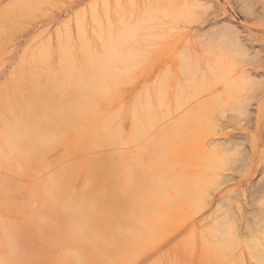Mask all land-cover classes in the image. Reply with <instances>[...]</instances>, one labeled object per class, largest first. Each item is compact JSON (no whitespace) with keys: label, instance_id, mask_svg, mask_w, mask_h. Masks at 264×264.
I'll list each match as a JSON object with an SVG mask.
<instances>
[{"label":"rangeland","instance_id":"1","mask_svg":"<svg viewBox=\"0 0 264 264\" xmlns=\"http://www.w3.org/2000/svg\"><path fill=\"white\" fill-rule=\"evenodd\" d=\"M166 1L176 5L177 8L181 7L180 4L183 3L181 0H154V2L153 0H131V2L129 0H0V112L18 114L21 110L24 111V117L29 116L30 118H33L35 114L31 112L33 106H28L30 101L27 100L26 97H24L26 99L22 98L21 95L24 91L29 89L30 86V89L35 88L36 85V88L39 86L38 89H42L47 85L50 90H55H52L54 98H59L56 99V103L48 105V108L50 109L47 111L53 115V111L56 114L59 111L55 106H57V108L63 107V109L66 107L67 110H64H66L65 112L68 114L66 116L64 110H60L59 115L60 113L62 114L60 116L54 114L57 116L55 117L48 112V116L51 118L50 120H70L73 111H69L68 108L72 109L74 107L76 110L75 107L78 108L81 103L80 107L82 106L84 109L85 105H94V108L90 110L91 112H86L89 118L92 117L93 112H98L101 113L100 115H103V120L105 118V120L109 121L108 118L111 117L115 122V124H112L114 122L110 118V121L112 122L109 123L111 125H116V123L118 124L116 125L117 127L121 125L120 128L122 130L116 129L115 131L118 132L114 131L113 134L111 133L113 132L111 130H114L116 126L109 125L113 129H107L110 132L108 131L109 134L105 136V145L103 150L101 149L104 153H102V155L100 154L99 159L104 164L102 166L105 167L107 165V173L114 166V170L118 169L121 172L120 177H122V179L119 178L115 180L116 178H114V181L110 182V185L108 184L110 187H108L105 183V179L108 177L109 173L107 175L106 173H103L101 178H99L101 180L104 178L103 180L105 182L102 180L100 184V180L98 179L99 182L97 183L100 184L99 188L102 189L101 196H104L107 194L106 191H109L110 195L107 194L108 196H104L105 198L108 197L106 198L105 204L109 207H117L119 209L120 216L122 217L121 222L123 224L129 223L128 225L134 224L133 226L143 224V226H146L148 224L147 227H149V230L147 232H149L150 236L147 238L148 233L145 235L146 237L140 235L137 239V246H129L131 247L129 249L131 251H128L130 254H128V252L124 253L123 257L120 259L117 258L114 264H257L259 261L261 262H259V264H264V245H262V243L264 244V102H262V97L260 98V90L264 87V73L262 74L263 76L258 75L256 72V76L254 72L250 75L243 73L245 68H249L250 65L252 66L253 59L263 60L264 11L262 10L264 9L261 5L264 6V0H217L218 2H215V6L218 7L219 12L221 11L220 6H227L226 8L224 7L226 12L221 14V16L219 15V20L228 22L230 21V18H232V21L230 22H233L232 24L235 23L234 25L238 30L240 29L239 31L242 30V39L247 42L245 45L249 50L245 53L243 50L240 52L241 49H239V47H237V50L234 42L233 46H230V44L228 46L227 44L231 43V41L228 39V35L224 36V34L226 35L228 33L220 28L219 30H216L217 28L215 27L206 29L207 26H205L203 29L205 31H201V28H198V25H201L199 24L200 21L207 16V12H205L204 8H194V10L197 8V12L204 13V15L199 14V20V15L196 10V13L192 16L194 11L193 8H191L192 10L190 13V7L187 9V6H182V10H187L181 13H175L176 11H172L173 14L175 13V18H178L175 20V18H172L173 15L171 16L172 13L170 12V9L165 8L167 7ZM148 2H151L152 4L150 3L147 7ZM163 2L166 4L165 6H163L164 4L162 5ZM242 3H244V5ZM246 4H250V7ZM154 6L157 8H153ZM259 7H262V9ZM154 9L158 10L155 12ZM188 10L190 14L187 13L183 15L184 12L186 13ZM124 11L125 13L121 15ZM246 11L249 14H247ZM117 13H120L119 16H117ZM195 15H197L198 18L195 17ZM161 19H163V21H161ZM190 19H192L193 22L195 21L194 24L193 22H191V25L189 24ZM133 21L135 23H133ZM127 22L128 24H126ZM220 23L221 22L218 24ZM218 24H215L216 27ZM210 25H213V23ZM194 26H197L196 28L200 31V36L202 35L201 37L198 34L195 35V32H193ZM200 38L202 40H200ZM186 41L189 42L186 43ZM219 43L223 44L219 45ZM214 45L217 50L220 49V52L218 51L217 53V50H214L216 49L213 47ZM41 48L44 55L40 51ZM232 48H235L237 51ZM44 49L47 51L46 53ZM192 49L197 50L200 54ZM203 49H205V53L202 51ZM209 49L215 52L214 54L216 55L214 56ZM221 50L224 51L221 52ZM208 52L211 54L209 57V54H207ZM189 53H192L191 57ZM226 53L230 56L233 54L232 58ZM243 53V56L246 55L247 57L242 58ZM32 54L33 56H31ZM46 54L47 56H45ZM186 54H189V56H187L190 58H188ZM203 54L204 58L202 57ZM206 54L207 58H205ZM42 55L45 56L44 59L42 58ZM167 56L171 59L167 58ZM222 56L226 57L224 58ZM235 56L237 59L234 58ZM65 58L67 60H65ZM192 58H195L194 61L196 60L193 62L194 65L197 64V61L200 62V71L198 70L197 65L194 66L192 64ZM228 58L229 60H232L230 61L231 63L228 62ZM184 62L186 63L184 64ZM77 63L79 67L77 66ZM81 64H83L82 67ZM222 64L224 68H221ZM91 65L95 67H92ZM218 65H220V67ZM225 65H229V67H226ZM85 67H87L89 71ZM201 67L205 68L203 70L206 71V75L203 74L204 71L201 70ZM232 67L234 68L231 69ZM82 70L83 72H81ZM213 70H217V73ZM230 70L234 71L231 72ZM223 71H229L230 73L226 75L227 73ZM217 74H220L223 78L224 75H226L225 79L221 78L223 82L220 81V79L218 80V77L220 78V76ZM230 74L231 78L229 77ZM204 75L211 77V79L212 76L213 78L218 76L217 79L215 78L216 80L212 79V81H220L223 84L213 81L212 83H209L211 87L208 86V88L205 85H208V82H211V80H208ZM245 76H248L247 79L244 78ZM31 77L34 78L31 79ZM44 78L47 79L45 80ZM71 79L76 81H72ZM255 79H257L256 82L254 81ZM88 80L92 82H89ZM11 81L13 83L12 85L10 84ZM185 81H187L186 85L183 84ZM229 81H232V84H229ZM76 82V85L78 86L75 85ZM81 82H84L82 83L84 85H82ZM245 82L248 83L245 84ZM262 82L263 85H260ZM8 83L13 89L8 88ZM41 83H45V86ZM224 83H228L234 89H229L228 87L230 86L225 85ZM195 84H198L196 88ZM217 84H219V88L215 86ZM233 84H235V86H233ZM5 85H7V87ZM191 85H194L192 86L194 88H192ZM222 85H225V87L223 86V89L221 88ZM16 87L21 90L19 94H13ZM202 88H204V92L202 91ZM191 89H194L193 92H196V94H193ZM195 89L198 90L195 91ZM253 90L256 93L252 92ZM5 93H7L6 96H4ZM19 95L21 97H18ZM226 95H231L234 99L230 96V101L229 97ZM242 95L244 96L242 97ZM246 95H251L252 98H249L250 96L248 97ZM245 96L248 98L243 100L242 98ZM7 97H9L10 100H8ZM176 97L179 98L177 99ZM215 97L217 98L215 99ZM225 97H227V99ZM70 98H75V101L78 102L79 105L69 106ZM218 98L220 100H218ZM12 99L14 101H12ZM198 99L203 102L201 103ZM240 99L243 102L239 101ZM64 100L66 102H64ZM197 100L201 105L196 106ZM235 100L238 101L237 103H240L237 104ZM219 101L222 102L223 105H220ZM12 102L14 104L9 105ZM173 102H177L179 105ZM205 102H210L215 105L214 108L208 110V108L204 106ZM249 102L251 104H249ZM187 103H194L192 110L193 112L200 111L199 114L196 113L198 116L194 114L195 112H190L191 110L186 111L187 113L184 112ZM216 103H219L220 107L219 105L216 106ZM4 104L8 106H5ZM252 104L253 106H251ZM224 105L227 108H225ZM232 105L235 108L232 107ZM10 106L14 108L11 109ZM151 106H153V108ZM5 107H10V109L8 108V110ZM52 107H55L54 109H56L57 112L55 110L51 112ZM150 107L152 109H150ZM236 107L240 111L242 109L243 113H239ZM224 109L227 111L233 109V112L232 110L230 111L231 113L227 111L224 112ZM235 110L237 112H235ZM25 111L29 113H26L27 115H25ZM83 111L85 112V110ZM170 111L173 112L171 113ZM209 111L216 113L212 114ZM218 111L222 112V114H218ZM246 111H250V115ZM183 112L187 115H192L197 119H193L192 116L190 117L191 119L187 118L188 116L186 114V117H184V114L182 115ZM234 112L236 115L232 120L234 122L237 121L236 123L241 121L242 125L240 123H233V121L230 120L232 125L230 124L229 127L227 126L228 128L225 127L221 129L218 125L220 117H222L223 114H227L226 116L229 117L232 114L234 115ZM106 113L108 114L107 116ZM113 113H115V115H113ZM204 113L205 115H203ZM1 114L2 113H0V115ZM63 114L65 115L62 116ZM178 114L182 117L183 121H181L180 117V119L177 117ZM240 114L241 116H246L241 118ZM171 115H175L174 118H176L173 119ZM199 115H201V118H199ZM170 117L172 120L170 119V122H168ZM198 118L200 120H198ZM166 121L169 124L171 123V125H168ZM30 122L32 121L30 120ZM85 122L86 119H84V123ZM134 122H136V124ZM182 122H188L187 124L189 125L190 122L191 124L195 123V125L197 122L200 127L194 126L195 129L192 128L191 125L189 127L188 125L185 126L186 123L183 125ZM216 122L217 124H215ZM172 124L177 128V132L172 131L175 130L174 127V129L170 128ZM214 124L216 128L214 127ZM190 127L192 130L189 129ZM155 128L159 131L157 132ZM215 129L217 130L214 132ZM232 129L235 131V134ZM183 130H185L186 133L188 132V135ZM219 130L220 132H233V134L236 135V139H234L235 143L231 142L233 143L231 144L226 141V143L223 144L224 146L221 145L215 148L209 147L211 149L207 148V146L199 147V144L201 145L204 140L206 141L207 139H210V136H217L216 134L220 133ZM182 131L187 135V139L191 140V144H193L192 146L188 145L189 150L192 147L190 150L191 152L188 151L190 155L194 154L193 156H190L188 152L185 153V156L184 154H181L182 156H176V154L174 155V148L172 149L173 151L170 150V148L174 147V143H177L180 139L181 141L183 140L182 138L185 135H181ZM139 133L141 136L138 135L137 137L136 134ZM110 134L112 136H110ZM176 135H178L177 138ZM178 137L180 138L178 139ZM195 139L197 141L202 139L201 143H197L196 141V145L198 146L195 145V142L192 143ZM223 140L224 139L221 137L219 141ZM169 143L171 146H169ZM199 149L201 153L198 151ZM61 152L62 149L55 145L46 148L45 153H43V162L44 165L50 166L47 168L44 167L43 171L40 167L39 173L41 174V171L43 173L39 176L36 175L38 172L36 174L32 172L33 169H35L34 164H37L36 162H34V164L25 162L26 164L23 165L18 154L16 155L14 153L13 157L7 159L3 153H0V180L6 177L4 174L8 172L7 169L10 173L17 174L10 179L12 182V186L9 187V190L11 191H9L10 194H8L7 198L0 199V220L14 223L12 234L15 237L16 243L18 242L17 244L15 243V246H18L17 248L19 249L16 248L18 251H20V249L22 251V259L17 264H59L58 262H61L58 258L51 257L52 253H56V251L58 252L61 245V240L58 241V239L61 234L56 232V230L53 231L55 228L49 226L47 222L41 224L40 220L33 216L34 208H40L39 198H33V196L26 194L28 193L27 191H29L27 186L34 188L38 183V179L40 181L47 176L45 173L51 171V173H49L51 175L52 171L54 172L59 169V165L61 168V165H63L61 163H63V161L60 160L61 158L59 160L56 158ZM74 154L77 158H80L82 152L77 150ZM166 154L169 157H166ZM195 155L197 158L199 155L201 160L200 158L197 159ZM185 158L187 161L184 166L183 163H185ZM55 159H57V162L54 163V161H56ZM195 159L199 162L197 163ZM66 161L67 160H64V163H66ZM195 162L196 164H194ZM192 163L194 164L193 166ZM14 165H23V167H26V177L23 175L21 176V174L17 173L15 169H12ZM28 165L31 167H29L31 172L28 170ZM56 165L58 166L57 168L54 167ZM169 167H171V169ZM125 168L127 169V172H125ZM129 168L131 172L129 171ZM173 168H180V172L177 175L178 177L175 180L174 177L171 176L174 172ZM44 171L49 172L44 173ZM179 175L182 179H180L181 183H179L180 181L178 180ZM186 175L188 178H185L187 177ZM77 176H79V178L72 176L71 180L73 185L76 188L78 187L77 189L79 190L82 182L81 179L84 181L90 179V177H85L83 173L81 174V172L78 171ZM34 177H36V180H34ZM129 177H132L131 180ZM226 177L229 180H227ZM115 181H117L118 185ZM221 181L225 183L223 184ZM32 182L33 184H31ZM138 183L140 185H138ZM13 184L15 185L14 188H12L14 186ZM132 184L133 186H131ZM110 189L114 191L111 192ZM78 190L71 193L72 195H75L69 197V202L72 203L74 196L80 191ZM129 193L130 195H127ZM114 196H118L120 199L118 198L114 201V198H112ZM172 197L174 198L172 199ZM23 198L29 200L35 199L36 202L34 200L33 202L30 201L31 203L29 204V207L25 208L22 206ZM252 211L253 215L256 214L255 218L258 219L260 216V222H258L259 220H257V222L256 219L254 220V217H252ZM258 212H260L259 216L257 215ZM58 216L60 219L57 218ZM57 217L55 218L57 223L60 224V226L61 224L63 225V220H65L64 214H58ZM61 218L64 219L61 220ZM256 225H259V228L256 227ZM77 226L78 228L76 229ZM254 226L255 229L253 228ZM50 227L53 228V230ZM37 230H39L38 233ZM73 230L77 235H85L88 232H91L95 234L96 237L98 236L97 233L101 232V230H91V227L89 228V226L82 223L70 226L71 233H73ZM131 244H133V242ZM92 247V253L96 255L101 253V249L98 246L94 244ZM260 247L261 249H259ZM48 249L51 250L49 251ZM107 253H110V251L108 250ZM107 253L105 256H109L108 261V257L104 260L105 256H103V262L101 264L112 263V254L110 255ZM260 255H262V257ZM61 260L63 261V259ZM93 264L100 263L94 262Z\"/></svg>","mask_w":264,"mask_h":264},{"label":"bare ground","instance_id":"2","mask_svg":"<svg viewBox=\"0 0 264 264\" xmlns=\"http://www.w3.org/2000/svg\"><path fill=\"white\" fill-rule=\"evenodd\" d=\"M90 1V0H89ZM130 2H131V0H129ZM149 1H151V0H149ZM181 1H183V3H181L180 5H181V7L183 6H187V9H189V7H190V13H191V8H193V10H194V8L195 7H198V9H200V8H204V10H205V12H207V16H205L206 18H204L202 21H200V23L199 24H201V25H198V28H201V31H205V30H203L204 28H205V26H207V28L206 29H209V28H213V27H215V28H217L216 30H219V28L221 29V30H223V31H225V32H227L228 34H224V36H227L228 35V39L231 41V43H228L227 45L229 46V44H230V46H233L234 44H233V42L236 44L235 45V47H236V49L238 50V48L237 47H239V49H241V51L240 52H242V50L244 51V53L246 52V51H249L248 49H247V47H246V43L247 42H245L244 41V39H242V36H241V31H239L238 30V28H236V26L234 25V24H232L230 21H232V18H230V21H228V22H223V21H220L219 19V17L221 16V14H223L224 12H226V10L224 9V7L226 8L227 6H225L224 5V7H222V6H220V9H221V11L219 12L218 11V7L217 6H215V2H218L217 0H181ZM126 2V1H125ZM144 2V1H143ZM153 2H154V0H153ZM167 2V7H165V8H168V9H170V12L172 13V11H176L175 13H181V12H183V11H186L187 9H185V10H182L181 9V7H178L177 8V6L176 5H173V4H171V3H168V1H166ZM179 2V1H178ZM246 2H248V1H246ZM245 2V3H246ZM134 3V2H133ZM151 3V2H150ZM150 3L148 2V4H147V7H148V5H150ZM173 3H175V2H173ZM177 3V2H176ZM230 3H231V1H230ZM250 3V2H249ZM8 4V3H7ZM152 4V3H151ZM164 4V2L162 3V5ZM243 5H244V3H242ZM241 4V5H242ZM124 5H126V4H124ZM162 5H160V6H162ZM166 4H164L163 6H165ZM169 5V6H168ZM173 5V6H172ZM206 5V6H205ZM241 5H240V7H241ZM247 5V4H246ZM250 5V4H249ZM249 5H247V6H249ZM83 6V5H82ZM157 6V5H156ZM252 6H254V5H252ZM252 6H251V8H252ZM262 7H263V9H264V6L263 5H261ZM136 7H137V5H136ZM135 7V8H136ZM176 7V8H175ZM232 7V6H231ZM250 7V6H249ZM262 7L260 8V9H262ZM143 8V7H142ZM153 8H157V7H153ZM123 9H124V7H123ZM131 9V8H130ZM129 9V10H130ZM158 9H159V6H158ZM158 9H156V10H158ZM163 9V8H162ZM175 9V10H174ZM244 9V8H243ZM242 9V10H243ZM106 10V9H105ZM109 10V9H108ZM119 10V9H118ZM127 10V9H126ZM141 10V9H140ZM143 10V9H142ZM155 10V9H154ZM156 10H155V12H156ZM196 10V12H197V8L195 9ZM195 10L193 11V14H192V16H194V14L196 13L195 12ZM198 11H201V10H198ZM234 11V10H233ZM245 11V10H244ZM253 11H255V10H253ZM252 11V12H253ZM262 11H264V10H262ZM128 12V11H127ZM151 12H153V11H151ZM242 12V11H241ZM252 12H250V13H252ZM256 12V11H255ZM258 12V11H257ZM108 13H110V12H108ZM123 13H125V11L124 12H122L121 13V15L123 14ZM129 13V12H128ZM143 13H144V11H143ZM146 13H147V11H146ZM145 13V14H146ZM165 13V12H164ZM168 13V12H167ZM170 13V14H171ZM174 13V14H175ZM187 13H189V10H188V12H184V14L183 15H185V14H187ZM189 13V14H190ZM198 13V15L199 14H203L204 15V13H199V12H197ZM246 13H247V11H246ZM104 14H106V13H104ZM120 14V13H119ZM119 14L117 13V16H119ZM149 14V13H148ZM173 13L171 14V16H172V18L174 19L175 18V15H174ZM188 14V15H189ZM247 14H249V13H247ZM120 15V16H121ZM131 15H132V12H131ZM165 15V14H164ZM169 15V14H168ZM206 15V14H205ZM220 15V16H219ZM110 16V15H109ZM177 16V15H176ZM182 16V15H181ZM187 16V15H186ZM158 17V16H157ZM179 17V16H178ZM185 17V16H184ZM189 17V16H188ZM195 17H197L198 18V16L197 15H195ZM195 17H193L194 19H196ZM226 17H228V16H226ZM107 18H108V15H107ZM116 18V17H115ZM169 18V17H168ZM171 18V17H170ZM117 19V18H116ZM149 19V18H148ZM178 18H175V20H177ZM193 19V20H194ZM199 20H200V15H199V18H198ZM202 19V18H201ZM123 20V19H122ZM127 20V19H126ZM155 20V19H154ZM154 20H152V21H154ZM157 20V19H156ZM185 20V19H184ZM187 20V19H186ZM197 20V19H196ZM224 20V19H223ZM118 21H119V19H118ZM161 21H163V19H161ZM198 21V20H197ZM117 22V21H116ZM129 22V21H128ZM128 22L126 23V24H128ZM173 22V21H172ZM175 22V21H174ZM186 22V21H185ZM191 22H193L192 21V19H190V25L192 24ZM195 22V21H194ZM194 22H193V24H194ZM219 22H221L220 24H218ZM234 22H236V21H234ZM124 23V22H123ZM133 23H135L134 21H133ZM139 23V22H138ZM211 23H213V25H210ZM179 24V23H178ZM215 24H218L217 25V27H216V25ZM113 25V24H112ZM131 25V24H130ZM136 25H137V23H136ZM143 25V24H142ZM145 25V24H144ZM150 25V24H149ZM152 25V24H151ZM157 25V24H156ZM164 25H165V23H164ZM168 25H169V23H168ZM181 25V24H180ZM196 25V24H195ZM132 26V25H131ZM139 26V25H138ZM182 26V25H181ZM222 26V27H221ZM259 26V25H258ZM261 26H263V25H261ZM197 26H194L193 27V30H191V31H193V32H195V35L196 34H198L199 36H200V31L196 28ZM244 27V26H243ZM143 28V27H142ZM150 28V27H149ZM155 28H158V27H155ZM154 28V29H155ZM165 28V27H164ZM169 28V27H168ZM246 28V27H245ZM146 29V28H145ZM181 29V28H180ZM180 29H177V30H180ZM176 30V29H175ZM162 31H164V30H162ZM188 31H189V29H188ZM246 31V30H245ZM165 32V31H164ZM170 32V31H169ZM210 33H211V31H210ZM247 33V32H246ZM249 33V32H248ZM262 33V32H261ZM155 34H157V33H155ZM218 34V33H217ZM162 35H164V34H162ZM161 35V36H162ZM194 35V34H193ZM194 35V36H195ZM197 35V36H198ZM213 35H215V34H213ZM165 36V35H164ZM188 36V35H187ZM186 36V37H187ZM193 36V37H194ZM202 36V35H201ZM200 36V37H201ZM264 36V35H263ZM189 37V36H188ZM244 37V36H243ZM159 38V37H158ZM190 38V37H189ZM195 38V37H194ZM207 38V37H206ZM210 38V37H209ZM223 38H225V37H223ZM227 38V37H226ZM264 38V37H263ZM188 39V38H187ZM196 39V38H195ZM205 39V38H204ZM211 39V38H210ZM255 39H256V37H255ZM184 40H186V39H184ZM194 40V39H193ZM200 40H202L201 38H200ZM212 40V39H211ZM254 40V39H253ZM205 41V40H204ZM203 41V42H204ZM221 41H222V39H221ZM252 41V40H251ZM61 42V41H60ZM189 42V41H188ZM187 41H186V43H188ZM196 42V41H195ZM200 43H202L201 41H199ZM224 42H225V40H224ZM252 43V42H251ZM65 44V43H64ZM221 43H219V45H220ZM223 44V43H222ZM221 44V45H222ZM68 46H70L69 44H67ZM66 45V46H67ZM187 45V44H186ZM203 45V44H202ZM207 45V44H206ZM196 46V45H195ZM224 46H226V45H224ZM223 46V47H224ZM227 46V47H228ZM252 46V45H251ZM44 47V46H43ZM210 47V46H209ZM213 47H215V45L213 46ZM213 47H211V48H213ZM249 47V46H248ZM63 48H65V47H63ZM192 48H194V47H192ZM200 48V47H199ZM216 48V47H215ZM45 49H47V48H45ZM44 49V50H45ZM50 49V48H49ZM48 49V50H49ZM198 49V48H197ZM214 49V48H213ZM232 49H234V50H236L235 48H232ZM250 49V48H249ZM39 50V49H38ZM42 50V48L40 49V51ZM69 50V49H68ZM193 50V49H192ZM205 49H203L202 51H204ZM206 50H207V48H206ZM210 50V49H209ZM208 50V51H209ZM214 50H217V48L216 49H214ZM220 49H218L217 50V53H218V51H219ZM224 50H226V49H224ZM224 50H221V52L222 51H224ZM236 50V51H237ZM43 51V50H42ZM42 51H41V53H42ZM193 51H196L197 52V50H193ZM201 51V50H200ZM211 51V50H210ZM209 51V52H210ZM264 50H262V52H263ZM47 51L45 50V53H46ZM64 52H66V51H64ZM207 52V51H206ZM207 53V54H209L208 55V57L211 55L210 53ZM220 52V51H219ZM256 52H258V51H256ZM41 53H40V56H41ZM198 53V52H197ZM204 53H205V51H204ZM211 53H215V52H213V51H211ZM244 53L242 54V58L243 57H247L246 55L245 56H243L244 55ZM255 53V52H254ZM28 54H30V53H28ZM43 54V53H42ZM190 54V53H189ZM189 54H186V56L188 55L189 56ZM192 54V53H191ZM190 54V57L192 56ZM198 54H200V52L198 53ZM207 54L205 55V58H207ZM226 54H228V53H226ZM231 54V53H230ZM260 54V53H259ZM44 55V54H43ZM42 55V58L44 59V57L45 56H47V54L45 55V56H43ZM64 55H65V53H64ZM216 54H214V56H215ZM220 55V54H219ZM229 55V54H228ZM227 55V56H228ZM232 55L233 54H231V58H232ZM261 55V54H260ZM260 55H258V56H260ZM31 56H33V54L31 55ZM67 56V55H66ZM187 56V57H188ZM202 56V55H201ZM25 57V56H24ZM30 57V56H29ZM35 57V56H34ZM33 57V58H34ZM190 57H188V58H190ZM203 58H204V54H203V56H202ZM222 57H226V56H222ZM229 57V58H230ZM262 57H263V60H261V59H258V60H254L253 59V62H252V66L250 65V67L249 68H245V70L243 71V73H246V74H248V75H250L252 72H254V74H255V72L258 74V75H261V76H263L262 74L264 73V71H263V68H264V56L262 55ZM23 58V57H22ZM47 58V57H46ZM93 58V57H92ZM167 58H170V57H168L167 56ZM173 58H174V56H173ZM176 58V57H175ZM229 58H228V62L229 63H231L230 61H232V60H229ZM234 58H236V56L234 57ZM241 58V59H242ZM260 58V57H259ZM24 59V58H23ZM30 59H32V58H30ZM29 59V60H30ZM35 59H37V58H35ZM39 59H40V57H39ZM171 59V58H170ZM195 59V58H194ZM194 59L192 58V64H193V62H195L194 61ZM221 59V58H220ZM237 59V58H236ZM251 59V58H250ZM34 60V59H33ZM38 60V59H37ZM36 60V61H37ZM65 60H67L66 58H65ZM64 60V61H65ZM87 60H90V59H87ZM183 60V59H182ZM23 61V60H22ZM32 61V60H31ZM185 61V60H184ZM191 61V60H190ZM189 61V62H190ZM212 61H214V60H212ZM235 61V60H234ZM242 61V60H241ZM66 62V61H65ZM90 62V61H89ZM227 62V61H226ZM251 62V61H250ZM71 63H73V62H71ZM80 63V62H79ZM91 63V62H90ZM89 63V64H90ZM186 62H184V64H185ZM197 64H195V65H197L198 66V70L200 71V66H199V63L200 62H196ZM222 63V62H221ZM68 64V63H67ZM202 64V63H201ZM225 64V63H224ZM31 65V64H30ZM82 65L83 64H81V67H82ZM85 65V64H84ZM94 65V64H93ZM194 65V64H193ZM194 65V66H195ZM221 65V64H220ZM220 65H218L219 67H220ZM29 66V65H28ZM69 66V65H68ZM67 66V67H68ZM75 66V65H74ZM77 66H78V63H77ZM92 66V65H91ZM208 66V65H207ZM217 66V67H218ZM226 66V65H225ZM232 66V65H231ZM230 66V67H231ZM235 66V65H234ZM245 66V65H244ZM66 67V68H67ZM69 67H71V66H69ZM79 67V66H78ZM77 67V68H78ZM80 67V68H81ZM88 67V66H87ZM87 67H85V68H87ZM92 67H95V66H92ZM203 67V66H202ZM201 67V68H202ZM210 67V66H209ZM209 67H206V68H209ZM218 67V68H219ZM223 67V64H222V66H221V68ZM226 67H229V65L228 66H226ZM49 68V67H48ZM76 68V67H75ZM106 68V67H105ZM193 68V67H192ZM212 68V67H211ZM224 68V67H223ZM234 67H232L231 69H233ZM64 69V68H63ZM73 69V68H72ZM79 69V68H78ZM94 69H96V68H94ZM196 69V68H195ZM203 69H205V68H202L201 70L202 71H204ZM220 69V68H219ZM33 70V69H32ZM50 70H51V68H50ZM87 70H88V68H87ZM206 70H210V69H206ZM228 70V69H227ZM34 71V70H33ZM89 71V70H88ZM91 71V70H90ZM202 71H201V74H202ZM214 71V70H213ZM217 71V70H216ZM216 71H214V72H216ZM231 71V70H230ZM234 71V70H233ZM233 71H231V72H233ZM75 72H77V71H75ZM74 72V73H75ZM81 72H83V70L81 71ZM206 71H204L203 72V74H207V73H205ZM208 72V71H207ZM223 72H225V71H223ZM51 73V72H50ZM54 73V72H53ZM55 73H56V71H55ZM200 73V72H199ZM217 73V72H216ZM225 73H227L226 75H228V73H230L229 71L228 72H225ZM47 74V73H46ZM81 74V73H80ZM41 75H42V73H41ZM68 75V74H67ZM71 75H72V73H71ZM73 75H75V74H73ZM204 75V76H205ZM210 75V74H209ZM213 75H215V74H213ZM218 75V74H217ZM216 75V76H217ZM226 75H224V78L223 77H221L220 76V74L218 75V76H220V78L218 77V80L220 79V81H222L223 82V80L222 79H225V76ZM253 75V74H252ZM12 76V75H11ZM69 76V75H68ZM77 76V75H76ZM78 76H79V74H78ZM89 76V75H88ZM200 76V75H199ZM203 76V77H204ZM231 76V74L229 75V77ZM255 76H256V74H255ZM39 77V76H38ZM92 77H93V75H92ZM95 77V76H94ZM177 77H179V76H177ZM185 77V76H184ZM202 77V78H203ZM205 77H207V76H205ZM217 77H215L216 79H217ZM247 77L248 76H245L244 78L245 79H247ZM250 77V76H249ZM14 78H16V77H14ZM34 77H31V79H33ZM78 78V77H77ZM208 78V80L210 79L211 80V82L209 81L208 82V85L206 84L205 86H210L209 85V83H212L213 81H215L216 79L215 78H213V76H212V79H215V80H213L212 81V79H211V77H207ZM222 78V79H221ZM231 78V77H230ZM229 78V79H230ZM12 79V78H11ZM10 79V80H11ZM16 79H18V78H16ZM37 79V78H36ZM42 79V78H41ZM45 80L47 79V78H44ZM72 79H74V78H72ZM71 79V80H72ZM76 79V78H75ZM83 79V78H82ZM91 79V78H90ZM198 79V78H197ZM227 79V78H226ZM249 79V78H248ZM253 79V78H252ZM262 79V78H261ZM20 80V79H19ZM53 80V79H52ZM58 80V79H57ZM70 80V81H71ZM92 80V79H91ZM191 80V79H190ZM193 80V79H192ZM251 80V79H250ZM249 80V81H250ZM17 81V80H16ZM16 81H15V83H16ZM33 81V80H32ZM32 81H30V82H32ZM72 81H76V80H72ZM86 81V80H85ZM89 81V80H88ZM96 81H98V80H96ZM202 81H206V80H202ZM216 82V83H221V82ZM241 81V80H240ZM255 82L257 81V79H255L254 80ZM260 81V80H259ZM259 81H258V83H259ZM21 82V81H20ZM34 82V81H33ZM40 82V81H39ZM38 82V83H39ZM55 82V81H54ZM77 82H78V80H77ZM77 82L75 83V85L77 84ZM89 82H92V81H89ZM99 82V81H98ZM186 82V83H185ZM183 84L184 85H186L187 84V81H185ZM189 82V81H188ZM191 82V81H190ZM232 82V81H231ZM230 81H229V84H232ZM252 82V81H251ZM261 82V81H260ZM264 82V81H263ZM263 82H262V84H260V85H263ZM47 83V82H46ZM82 83H84V82H81V84ZM95 84H98V83H96V82H94ZM179 83V82H178ZM216 83H214V84H216ZM248 82H245V84H247ZM6 84V83H5ZM11 85L13 84L12 83V81H11V83H10ZM10 84L8 83V88L9 89H13V87H11L10 86ZM23 84H24V82H23ZM37 84V83H36ZM35 84V85H36ZM41 84H43V83H41ZM45 84V83H44ZM43 84V86H45ZM48 84V83H47ZM57 84V83H56ZM73 84V83H72ZM72 84H71V86H72ZM193 84V83H192ZM199 84V83H198ZM198 84H195V88H196V86L198 85ZM202 84V83H201ZM221 84H223V83H221ZM225 84V83H224ZM228 83H226L225 85H228V86H230ZM254 84V83H253ZM59 85V84H58ZM62 85V84H61ZM74 85V86H75ZM82 85H84V84H82ZM99 85V84H98ZM204 85V84H203ZM218 85L219 84H217V85H215V86H217V88H219L218 87ZM225 85H222V89L225 87ZM3 86V85H2ZM6 87H7V85H5ZM4 86V87H5ZM15 86V85H14ZM42 86V87H43ZM76 86H78V85H76ZM192 86H194V85H191V87ZM199 86H201V85H199ZM214 86V85H213ZM224 86V87H223ZM233 86H235V84H233ZM23 87V86H22ZM36 87H37V85H36ZM33 88V86H32V88L33 89H30L31 88V86H30V88L29 89H27V88H25V89H27L26 91H24V90H22V91H24V93H22V98H24V97H26L27 98V100H29L30 101V103L28 104V106L30 105V106H33V110L31 111V112H33V114H34V116H33V118H30L29 116V118L28 117H24V111H19V113L17 114V113H11L10 114V112H8V113H4V112H0V113H2L1 115H0V127H1V135H0V137H1V142H0V153H3L4 155H5V157L7 158V159H10L11 157H13V155H14V153L17 155H19V157H20V159H21V161L23 162V165L24 164H26L25 162H30V163H32V164H34V162H36L37 164H34V166H35V169H33V171L32 172H34V174H36L37 172L39 173V170H40V167L42 168V171H43V169H44V167H49L48 165L46 166V165H44V162H43V153H45V150H46V148L48 147V146H56V147H60L61 149H62V152L56 157L58 160L60 159L61 161H63V163H61L60 161H58L59 163H61V164H63V165H61V168H60V165H59V167L56 165V166H54L55 168H59L57 171H52V174L50 175L49 173H51V171L49 172V171H44V173L45 172H49V173H45V174H47V178L45 177L43 180H40L39 181V179H38V183L34 186V188L33 187H28L27 186V188H28V190L29 191H27L28 193H26L27 195L29 194V195H31V196H33V198H35V197H37V199L39 200V202H40V208H38V209H36V208H34V210H33V216L35 217V218H38L39 220H40V222H41V224H43L44 222L46 223L47 222V224L49 225V226H52V227H54L55 229L53 230V228H51L53 231H55L56 230V232H59L61 235H60V238L58 239V241L59 240H61V245H60V247H59V249H58V252L56 251V253H52L51 255H49V256H51V257H54V258H58L61 262H58L59 264H93L94 262H98V263H102L103 262V256H105L106 255V253H107V251L109 250L110 251V253H107V254H112V259H111V262L112 263H107V264H114V262H116V260H117V258L118 259H120V258H122L123 257V254L124 253H127L128 251H131V250H129L131 247H129V246H131V245H135V246H137L136 245V243H137V239H138V237H140V235L142 236V235H144V237H146L145 235L148 233V235H147V238H148V236H150L149 235V232H147L148 230H149V227H147L148 226V224L146 225V226H143V225H135V226H133V225H128L129 223H127V224H123L121 221H122V217L120 216V213H119V209L117 208V207H109L108 205H106L105 203H106V198H108V197H104L105 195H110L109 194V191H106L107 192V194H105L104 196L102 195L101 196V191H102V189L101 188H99L100 186V184H101V182H102V180L104 179V178H102V180L100 179L101 178V176H102V174L103 173H106V175L108 174V177H106V179H105V181L103 180V182H105L107 185L110 183V182H113L114 181V178H116L115 180H117V179H119V178H121L122 179V177H120V175H121V172L118 170V169H116V170H114V166L112 167V169L107 173V168H106V166L104 167V166H102V165H104L101 161H100V159H99V156H100V154L102 155V153H104V152H102L101 151V149L103 150V147H104V145H105V136H107L108 134H109V130H107V129H113L111 126H116V125H118L117 123H116V125H111L110 123L113 121L114 122V120H112V118H111V120L112 121H110V118H108L109 119V121H107V120H105V118H104V120L102 119V117H103V115H100L101 113H98V112H93V110H92V117H88L87 116V114H86V112H88V111H90L92 108H94V105H85V109H84V107H80V105H81V103H80V105L78 104V102H76L75 101V98H70L69 100H70V104H69V106H78L79 105V107L77 108V107H75L76 108V110L74 109V107L72 108V109H69L68 108V110L69 111H73L72 113H71V118H70V120H66V119H63V120H61V119H59V120H57V121H52V120H50L51 118H49V116H48V114L50 113L49 111H47L48 109H50V108H48L49 106L48 105H50V104H53V103H56V99H59V98H54V93H53V91H55V90H50V88L49 87H47V85H46V87L45 88H40V89H38L39 88V86H38V88ZM54 87V86H53ZM170 87V86H169ZM191 87H188V88H191ZM206 87V88H207ZM211 87V86H210ZM231 87V86H230ZM228 87L229 89H232L233 87ZM7 88V89H8ZM192 88H194V87H192ZM209 88V87H208ZM5 89V88H4ZM24 89V88H23ZM203 89L204 88H202V91H203ZM226 89V88H225ZM234 89V88H233ZM249 89H251V88H249ZM253 89V88H252ZM256 89V88H255ZM254 89V90H255ZM6 90V89H5ZM192 90V92H193V90L194 89H191ZM190 90V91H191ZM198 89H195V91H197ZM207 90V89H206ZM221 90V89H220ZM252 91V92H255V91ZM3 91V90H2ZM201 91V92H202ZM205 91V90H204ZM203 91V92H204ZM207 91H209V90H207ZM235 91V90H234ZM234 91H233V95H234ZM6 92H7V90H6ZM19 92H21V90L19 89V88H17L16 87V89H15V91H14V93L13 94H19ZM65 92V91H64ZM125 92V91H124ZM227 92V91H226ZM225 92V93H226ZM232 92V91H231ZM236 92V91H235ZM8 93V92H7ZM7 93H5L4 94V96H6V94ZM126 93V92H125ZM240 93V92H239ZM242 93V92H241ZM256 93V92H255ZM260 93H261V95H260V98L262 97V102H264V87L262 88V90H260ZM9 94H11V93H9ZM56 94V93H55ZM63 94V93H62ZM193 94H196V92L194 93L193 92ZM246 94V93H245ZM70 95V94H69ZM124 95V94H123ZM198 95V94H197ZM222 95H223V93H222ZM237 95V94H236ZM241 95V94H240ZM239 95V96H240ZM257 95H258V93H257ZM9 96V95H8ZM17 96V95H16ZM20 95L18 96V97H21ZM64 96H65V94H64ZM125 96V95H124ZM127 96V95H126ZM199 96V95H198ZM227 96V95H226ZM231 96V95H230ZM230 96H227V97H229V100H230ZM238 96V95H237ZM244 95H242V97H243ZM246 96H250L249 98H252L251 97V95H246ZM244 97V98H242L243 100H246L245 98H248V97ZM14 97V96H13ZM60 97V96H59ZM128 97V96H127ZM227 97H225L226 99H227ZM8 98V100H10L9 99V97H7ZM26 98H24V99H26ZM177 98V97H176ZM179 98V97H178ZM177 98V99H178ZM217 97H215V99H216ZM231 98H233L234 99V97H232L231 96ZM235 98H238V97H235ZM255 98V97H254ZM21 99V98H20ZM63 99V98H62ZM180 99H182V98H180ZM209 99H211V98H209ZM67 100V99H66ZM85 100V99H84ZM184 100V99H183ZM194 100H196V99H194ZM194 100H193V102H194ZM198 100H200V99H198ZM197 100V105L196 106H198V105H201V103L203 102V101H201V103L199 102ZM204 100V99H203ZM212 100V99H211ZM213 100H214V98H213ZM218 100H220L219 98H218ZM225 100V99H224ZM12 101H14L13 99H12ZM223 101V100H222ZM231 101V100H230ZM229 101V102H230ZM239 101H241V99L239 100ZM251 101V100H250ZM8 102V101H7ZM64 102H66L65 100H64ZM126 102V101H125ZM179 102V101H178ZM182 102V101H181ZM211 102V101H210ZM204 103V106L205 107H207L208 108V110L209 109H213L214 108V106L215 105H213V104H211V103ZM216 102V101H215ZM214 102V103H215ZM218 102V101H217ZM227 102H228V100H227ZM235 102L237 103L238 101H236L235 100ZM234 102V103H235ZM241 102H243V101H241ZM245 102V101H244ZM4 103V102H3ZM68 103V102H67ZM173 103H176L177 104V102H173ZM180 103V102H179ZM179 103L177 104V105H179ZM184 103V102H183ZM198 103H200V104H198ZM219 103H220V105H223L222 104V102H220L219 101ZM219 103H216L217 105L216 106H218L219 105ZM234 103H233V105H234ZM235 103V104H236ZM240 103V102H239ZM239 103H237V104H239ZM246 103H247V101H246ZM251 103H252V101H251ZM250 102H249V104H251ZM256 103V102H255ZM254 103V104H255ZM12 104H14L13 102L12 103H10L9 105H12ZM84 104H86V103H84ZM148 104V103H147ZM185 104V103H184ZM183 104V105H184ZM196 104V103H195ZM242 104H244V103H242ZM5 105V104H4ZM16 105V104H15ZM15 105H13V106H15ZM62 105V104H61ZM187 106H186V108H184V109H186L184 112H186V111H189V110H191L190 112H193V110H192V107H193V105H194V103H191V104H189V103H187L186 104ZM220 105H219V107H220ZM232 105V107H234ZM259 105V104H258ZM5 106H8V105H5ZM51 106H54V105H51ZM225 106V105H224ZM246 107H248L247 105H245ZM251 106H253V104L251 105ZM11 107V106H10ZM10 107H5V108H9L10 109ZM56 107V109L57 110H64V109H66L67 110V108L65 107L64 109H63V107H58L57 108V106H55ZM55 107H52L51 108V112L53 111V110H55L56 111V109H54ZM146 107V106H145ZM152 108H153V106H151ZM150 107V109H152ZM218 107V108H219ZM232 107H230V108H232ZM242 107H243V105H242ZM4 108V109H5ZM12 108H14V107H11V109ZM83 108V109H82ZM148 108V107H147ZM169 108V107H168ZM218 108H217V110H218ZM225 108H227L226 106H225ZM235 108V107H234ZM256 108H258V107H256ZM8 109V110H9ZM25 109V108H24ZM24 109H22V110H24ZM27 109V108H26ZM141 109V108H140ZM146 109V108H145ZM170 109V108H169ZM173 109H175V108H173ZM236 109H237V107H236ZM240 109V108H239ZM66 110H64V113L66 114ZM83 110H85V112L83 111ZM139 110V109H138ZM148 110V109H147ZM146 110V111H147ZM179 110H181V109H179ZM220 110H221V108H220ZM225 110V109H224ZM232 110V112H233V109H230L229 111H227V110H225L224 112H230ZM238 110V109H237ZM245 110H247V109H245ZM18 111V110H17ZM27 111V110H26ZM25 111V115H27L26 113H29V112H26ZM46 111H47V113H46ZM59 111L57 112V114L56 113H54V111H53V115L54 114H56L57 116H60L62 113H60V115H59ZM68 111V112H69ZM154 111V110H153ZM183 111V110H182ZM239 111V113L241 112V113H243V110L241 109V111L240 110H238ZM49 112V113H48ZM63 112V111H62ZM67 112V113H68ZM82 112V113H81ZM91 112V111H90ZM171 113L173 112V111H170ZM175 112H176V110H175ZM179 112V111H178ZM182 113V115L184 114V117H186L185 116V114L187 113ZM195 112V111H194ZM193 112V113H194ZM210 112V111H209ZM219 112V111H218ZM235 112H237L236 110H235ZM235 112H234V115L232 114V115H230V113H229V117L228 116H226V115H222V117H220V119L218 120L219 122H218V125H219V127L222 129V128H225V127H229L230 126V120L231 121H233L232 119H234L235 118ZM245 112V111H244ZM247 112V111H246ZM250 112V111H249ZM249 112H247V113H249ZM151 113V112H150ZM196 113L197 114H199L200 113V111L198 112V111H196L194 114L196 115ZM202 113V112H201ZM210 113H216V112H210ZM65 114H63L62 116H64ZM110 114V113H109ZM149 114V113H148ZM154 114H156V113H154ZM177 114V113H176ZM188 114H192V113H188ZM207 114V113H206ZM218 114H222V112H219ZM17 115V116H16ZM29 115V114H28ZM50 115H52V113H50ZM52 115V116H53ZM56 115H54L55 117H57ZM68 114H66V116H67ZM108 114L106 113V116H107ZM113 115H115V113H113ZM145 115V114H144ZM151 115V114H150ZM181 115V114H180ZM181 115V116H182ZM187 115V114H186ZM202 115V114H201ZM201 115H199V118H201L200 116ZM203 115H205V113L203 114ZM202 115V116H203ZM238 115V114H237ZM248 115V114H247ZM249 115H250V113H249ZM248 115V116H249ZM148 116V115H147ZM147 116H145V117H147ZM175 116V115H174ZM174 116L173 115H171V117H173V119H175L174 118ZM188 117L187 118H190L191 116L190 115H187ZM196 116H198V115H196ZM216 116V115H215ZM240 116H241V114H240ZM239 116V117H240ZM244 116H246V115H244ZM244 116H241V118H244ZM48 117V118H47ZM115 117V116H114ZM169 118V121L168 122H170V119L172 120V118ZM178 118L180 117L179 116V114H178V116H177ZM184 117H183V119H184ZM237 117V116H236ZM181 118V121H183L182 120V117H180ZM179 118V119H180ZM192 118L193 119H195V117H193L192 116ZM198 118V120H200ZM211 118V117H210ZM249 118V117H248ZM55 119V118H54ZM84 119H86V122L84 123ZM191 119V118H190ZM192 119V120H193ZM197 119V118H196ZM195 119V120H196ZM218 119V118H217ZM216 119V120H217ZM30 120L32 121V122H30ZM185 120V119H184ZM194 120V121H195ZM214 120H215V118H214ZM244 120V119H243ZM62 121H64V122H62ZM107 121V122H106ZM181 121H179V122H181ZM187 121V120H186ZM193 121V122H194ZM249 121V120H248ZM110 122V123H109ZM167 121H166V123L168 124V125H171V123L169 124ZM172 122V121H171ZM177 122V121H176ZM189 122V121H188ZM187 122V123H188ZM192 122V123H193ZM237 122V121H236ZM236 122H234L233 121V123H236ZM241 125H242V123H241V121H238ZM135 124H136V122H134ZM165 123V124H166ZM173 123V122H172ZM183 123V125L186 123H184V122H182ZM185 124V126L186 125H188V127L191 125V127L192 128H195L194 126H199V123H197L196 122V125H195V123H193V124H191V122H190V125L189 124ZM201 123V122H200ZM239 123H236V124H239ZM112 124H115V122L114 123H112ZM148 124V123H147ZM174 124H176V123H174ZM215 124H217V122L215 123ZM215 124H214V127H215ZM247 124H249V123H247ZM109 125H111V126H109ZM200 125H202V124H200ZM217 125V126H218ZM232 125V124H231ZM120 126L121 125H119L117 128L115 127L114 128V130H111V131H113V132H111L112 134L114 133V131L117 129H119V130H122L121 128H120ZM133 126V125H132ZM136 126V125H135ZM175 125H173L172 124V126L170 127V128H173ZM177 126V125H176ZM182 126V125H181ZM137 127V126H136ZM179 127V126H178ZM189 128V129H191L192 130V128ZM200 127V126H199ZM227 127V128H228ZM133 128V127H132ZM169 128V129H170ZM175 128V127H174ZM173 128V129H174ZM181 128H183V127H181ZM216 128V127H215ZM137 129V128H136ZM156 129V128H155ZM154 129V130H155ZM177 128H175V130H172L173 132L174 131H176L177 132V130H176ZM196 129V128H195ZM219 129V128H218ZM134 130H135V127H134ZM138 130V129H137ZM143 130V129H142ZM217 129H215L214 130V132L216 131ZM233 130V129H232ZM245 130V129H244ZM109 131V132H108ZM156 131L158 132L159 130H157L156 129ZM185 133H186V131H187V129H186V131L185 130H183ZM183 131H182V133H181V135H185L184 133H183ZM190 131V130H189ZM234 131V130H233ZM115 132H118V131H115ZM138 132V131H137ZM136 132V133H137ZM140 132V131H139ZM157 132H156V134H157ZM213 132V133H214ZM219 132H220V130H219ZM116 134V133H115ZM114 134V135H115ZM142 134V133H141ZM145 134V133H144ZM156 134H155V136H156ZM187 135H188V132L186 133ZM234 134H235V131H234ZM233 134V132H231L230 133V131L229 132H220V133H218V134H216L217 136H215V137H211L210 136V139H207L206 141L204 140L202 143H201V141H202V139L201 140H193L192 141V143L193 142H195V145L198 143V142H200L201 143V145L199 144V147L200 146H202V147H206L207 146V148H209V147H211V148H215V147H218V146H221V145H223V144H225L226 143V141L227 142H229V143H231V142H233V143H235L234 142V139H236V135H234ZM113 135V136H114ZM137 135V137H138V135H140V133L139 134H136ZM143 135V134H142ZM178 135H179V133H178ZM178 135H176V138H177V136ZM187 135H185L184 137H186ZM190 135V134H189ZM214 135H215V133H214ZM214 135H212V136H214ZM110 136H112L111 134H110ZM141 136V135H140ZM145 136V135H144ZM149 136V135H148ZM191 136V135H190ZM189 136V137H190ZM174 137H175V135H174ZM182 138L183 140L181 141V139H180V141H178V139L180 138V137H178V139H177V141L179 142H177V143H174V144H172V145H174V147H172V148H170V150H172L173 148H174V155L176 154V156H180L181 154H184V156H185V153L186 152H188V154H189V151L192 149V147H191V149L189 150L188 148V145H193V144H191V140L190 139H187L188 137H186V138ZM192 137H193V135H192ZM191 137V138H192ZM221 137L224 139L223 141H219L220 139H221ZM140 138V137H139ZM152 138V137H151ZM148 139H150V138H148ZM147 139V140H148ZM192 139H194V138H192ZM219 139V140H218ZM171 140H172V138H171ZM176 140V139H175ZM174 141V140H173ZM172 141V142H173ZM189 141H190V144H189ZM196 141H197V143H196ZM237 141V140H236ZM172 142H170V143H172ZM115 143V142H114ZM169 143V144H170ZM233 143H231V144H233ZM227 145V144H226ZM169 146H171V144L169 145ZM168 146V147H169ZM196 146H198V145H196ZM196 146H193V147H196ZM224 146V145H223ZM168 147H167V149H168ZM211 148H209V149H211ZM221 149V148H220ZM77 150H80L81 152H82V154H81V157L80 158H77L76 156H75V154L74 153H76V151ZM118 150V149H117ZM189 150V151H188ZM195 150V149H194ZM193 150V151H194ZM201 150H203V149H201ZM101 151V152H100ZM116 151V150H115ZM173 151V150H172ZM171 151V152H172ZM198 151H200V149L198 150ZM204 151V150H203ZM202 151V152H203ZM206 151V150H205ZM168 152H169V150H168ZM191 152V151H190ZM195 153H196V151H195ZM200 153H201V151H200ZM171 154H173V153H171ZM45 155V154H44ZM116 155V154H115ZM170 155V154H169ZM190 155V154H189ZM194 155V154H193ZM193 155H190V156H193ZM168 155L166 154V157H167ZM182 156V155H181ZM196 156V155H195ZM169 157V156H168ZM172 157V156H171ZM187 157V156H186ZM173 158V157H172ZM188 158V157H187ZM196 158H197V156H196ZM198 158H200L199 157V155H198ZM197 158V159H198ZM57 159H55L56 161H54V163L55 162H57ZM71 159V160H70ZM192 159V158H191ZM190 159V160H191ZM64 160H67L66 161V163H64ZM196 160V159H195ZM200 160H201V158H200ZM186 158H185V163H183V165L185 164L186 165ZM193 161V160H192ZM76 162H78V163H76ZM172 162V161H171ZM194 162V161H193ZM196 162H197V160H196ZM196 162L194 163V164H196ZM199 162V161H198ZM197 162V163H198ZM76 163V164H75ZM191 163V162H190ZM47 164V163H46ZM193 163H192V166L194 165ZM202 164V163H201ZM23 165H21V166H18V165H14L13 167H12V169H15V171L17 172V173H19V174H21V176L23 175V176H25L26 174H27V168L26 167H23ZM42 165V166H41ZM130 165V164H129ZM182 165V166H183ZM184 165V166H185ZM204 165V164H203ZM110 166H111V164H110ZM109 166V167H110ZM121 166V165H120ZM169 166V165H168ZM30 165H28V170L30 171ZM133 167V166H132ZM132 167H131V169H132ZM118 168H120V167H118ZM170 169H171V167H169ZM81 169V170H80ZM127 169H128V167H127ZM127 169L125 168V172H127ZM174 169V168H173ZM175 169H176V171H175ZM174 169V172L171 174V176L172 177H174V180L178 177L177 175L179 174V169L178 168H175ZM188 169V168H187ZM80 170V171H79ZM1 171H2V169H1ZM8 171V172H7ZM7 173L6 174H4L6 177H4V178H2L1 180H0V199L1 198H7V196H8V194H10V190H9V187L10 186H12V182L10 181V179H11V177H14V176H16L17 174L16 173H10V171L7 169ZM28 171V172H29ZM41 171V174L43 173ZM77 171L78 172H81V174L83 173L84 175H85V177H90V179H86V180H82L81 179V187L79 188V190L73 185V183H72V180H71V178H72V176L73 177H77V178H79V176H77ZM129 171H130V168H129ZM134 171V170H133ZM31 172V171H30ZM124 172V173H125ZM131 172V171H130ZM171 172V171H170ZM181 172H183V171H181ZM36 174L37 176H39V175H41L40 173L39 174ZM129 173V172H128ZM29 174V173H28ZM131 174V173H130ZM129 174V175H130ZM181 174V173H180ZM185 174V173H184ZM183 174V175H184ZM35 175V176H36ZM124 175V174H123ZM128 175V176H129ZM44 176V175H43ZM187 176V175H186ZM2 177V176H1ZM26 177V176H25ZM42 177V176H41ZM40 177V178H41ZM100 177V178H99ZM181 177H182V175H181ZM184 177V176H183ZM9 178V179H8ZM24 178V177H23ZM36 177H34V180H36L35 179ZM38 178V177H37ZM130 178V177H129ZM132 178V177H131ZM131 178H130V180H131ZM134 178H135V176H134ZM185 178H188V176L187 177H185ZM97 179V180H96ZM98 179L100 180V184L99 183H97V182H99L98 181ZM136 179V178H135ZM173 179V178H172ZM181 178H180V175H179V183H181V180H180ZM226 179H227V177H226ZM23 180H26V179H23ZM224 180V179H223ZM227 180H229V179H227ZM226 180V181H227ZM27 181H30V180H27ZM33 181V180H32ZM126 181H128V180H126ZM135 181V180H134ZM173 181V180H172ZM26 182V181H25ZM174 182H176V181H174ZM222 182V181H221ZM220 182V183H221ZM14 183V182H13ZM115 183L118 185V183H117V181H115ZM126 183V182H125ZM130 183V182H129ZM223 183V182H222ZM225 183V182H224ZM223 183V184H224ZM31 184H33V182L31 183ZM30 184V185H31ZM14 185V184H13ZM110 185V184H109ZM108 185V187H110ZM112 185V184H111ZM128 185V184H127ZM136 185V184H135ZM138 185H140L139 183H138ZM138 185H136V186H138ZM116 186V185H115ZM120 186V185H119ZM131 186H133V184L131 185ZM256 186V185H255ZM15 187V185L12 187V188H14ZM25 187H26V185H25ZM102 187V186H101ZM107 187V186H106ZM113 187V186H112ZM139 187V186H138ZM179 187V186H178ZM224 187V186H223ZM257 187V186H256ZM117 188V187H116ZM119 188V187H118ZM126 188V187H125ZM124 188V189H125ZM255 188V187H254ZM11 189V188H10ZM79 191L78 193H77V195L76 196H74V198H73V200H72V203L71 202H69V197L70 196H73V195H75V194H71V193H74V192H76L77 190ZM115 189V188H114ZM121 189V188H120ZM119 189V190H120ZM27 190V189H26ZM25 190V191H26ZM111 190V189H110ZM179 190V189H178ZM10 191V192H9ZM112 191H114V190H111V192ZM124 191H126V190H124ZM104 192V191H103ZM122 193V192H121ZM127 193V192H126ZM262 193V192H261ZM264 193V192H263ZM25 194V195H26ZM79 194V195H78ZM117 194V193H116ZM125 194V193H124ZM107 195V196H108ZM127 195H130V193L129 194H127ZM132 195V194H131ZM123 196V195H122ZM211 196V195H210ZM254 196V195H253ZM27 197V196H26ZM130 197V196H129ZM152 197V196H151ZM151 197H150V199H151ZM32 198V197H31ZM112 198H114V201H116L119 197L118 196H114V197H112ZM164 198V197H163ZM174 197H172V199H173ZM120 199V198H119ZM149 199V198H148ZM153 199V198H152ZM168 199V198H167ZM212 199V198H211ZM34 201H35V199H33ZM33 200L31 199V200H29V199H24L23 198V204H22V206L23 207H25V208H28L29 207V204L31 203V202H33ZM113 200V199H112ZM111 200V201H112ZM31 201V202H30ZM94 201H95V203H94ZM109 201V200H108ZM152 201V200H151ZM211 201V200H210ZM213 201V200H212ZM36 202V201H35ZM168 202H169V200H168ZM169 204V203H168ZM34 205V204H33ZM109 205H111V204H109ZM156 209V208H155ZM155 209H154V211H155ZM254 211V210H253ZM253 211H252V217H254V220L256 219V222H257V220H259L258 222H260V219H259V213L260 212H258V219L257 218H255V215H253ZM256 212V211H255ZM58 214H64V218H65V220H63L62 218H61V220H63L64 221V223H63V225L61 224V226H60V224H58L57 223V220L55 219L56 217H57V215ZM153 215V214H152ZM154 216V215H153ZM263 216V215H262ZM57 218H59V216L57 217ZM152 218V217H151ZM154 218V217H153ZM1 219V218H0ZM60 219V218H59ZM253 219V218H252ZM263 219H264V217H263ZM253 220V221H254ZM140 222V221H139ZM151 222V221H150ZM77 223H82V224H84V225H87V226H89V228L91 227V230H95V231H97V230H101V232L100 233H97V237H96V235L95 234H93V233H91V232H88L87 234H85V235H77V233H75L74 232V230H73V233H71L72 231H70V226H72L73 224H77ZM154 223V222H153ZM253 223V222H252ZM140 224V223H139ZM261 224H262V222H261ZM123 225H125V226H123ZM252 225V224H251ZM260 225V224H259ZM259 225H256V227H258L259 228ZM13 226H14V223L13 222H5V221H3V220H0V264H17L21 259H22V251H21V249H20V251H18L17 249H19V248H17L18 246H15V243H16V240H15V237H14V235L12 234V231H13ZM63 226V227H62ZM260 226H262V225H260ZM80 227V226H79ZM82 227V226H81ZM147 227V228H146ZM151 227V226H150ZM78 228V226L76 227V229ZM85 228V227H84ZM254 229H255V226L253 227ZM253 228H250V229H253ZM261 228V227H260ZM39 229V228H38ZM132 229H134V230H132ZM259 230V229H258ZM38 231L39 230H37V233H38ZM86 231V230H85ZM89 231H90V229H89ZM77 232H78V230H77ZM80 232V231H79ZM254 232V231H253ZM257 232V231H256ZM95 233V232H94ZM151 233V232H150ZM255 233V232H254ZM262 233V232H261ZM263 234V233H262ZM263 236V235H262ZM136 238V239H135ZM133 242V244H131ZM18 243V242H17ZM16 243V244H17ZM96 245V246H98L100 249H101V253H99L98 255H96V254H94V253H92V250H91V247H92V245ZM262 245H264L263 243H262ZM261 247H263V246H261ZM261 247L259 248V249H261ZM17 248V249H16ZM47 248V247H46ZM77 248H78V250H77ZM93 248V247H92ZM135 248V247H134ZM96 249V248H95ZM98 249V248H97ZM264 249V248H263ZM49 250V249H48ZM51 250V249H50ZM49 250V251H50ZM94 250V249H93ZM133 252V251H132ZM128 254H130L129 252H128ZM127 254V255H128ZM263 254V253H262ZM261 257H262V255H260ZM264 256V255H263ZM108 257V258H107ZM105 256V258H104V260H106V258H107V261H108V259H109V256ZM254 257V256H253ZM257 258V257H256ZM61 259H63V261L61 260ZM96 260V261H95ZM258 260V259H257ZM262 260H263V258H262ZM255 262H256V260H255ZM260 262V261H259ZM259 262L257 263V264H259ZM261 263V262H260ZM263 263V262H262Z\"/></svg>","mask_w":264,"mask_h":264}]
</instances>
